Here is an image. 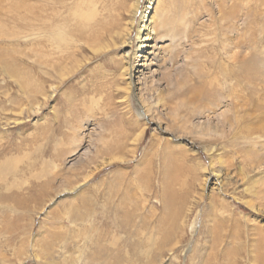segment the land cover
<instances>
[{
  "label": "rangeland",
  "instance_id": "374dc122",
  "mask_svg": "<svg viewBox=\"0 0 264 264\" xmlns=\"http://www.w3.org/2000/svg\"><path fill=\"white\" fill-rule=\"evenodd\" d=\"M234 1L166 0L175 23L160 50L163 80L156 82L155 88L163 91L168 111L160 115L171 130L165 133L160 121L157 126L148 123L136 155L128 156L130 161L96 172L93 170L101 158L114 155L126 140L124 133L130 126L123 105L100 109L93 96L81 89L83 84L90 87L91 75L102 59L89 54L92 61L75 69L63 83L51 71L49 76L42 74L43 85L49 87L54 82L57 88L53 99H40L39 110L32 108L23 89L0 64V264H138L139 251L150 233L143 225L144 216L151 217L149 220L155 221L152 226L160 231L155 248L159 252L150 256L153 264H159L160 259L161 264H264V239L254 233V227L264 223V212L245 204L243 200L249 196L241 197L249 190L264 193V167L252 171L242 164L248 153H259L252 127L264 123V0ZM146 2L140 0V6ZM32 5L33 0H0V53L24 73L23 82L32 81ZM135 39L134 33L136 43ZM224 43L237 45L236 58L223 49ZM132 53L136 61V47ZM182 99L185 105L179 114H170ZM209 102L221 103L220 110L227 113L236 110L240 124L250 125L239 124L231 131L225 128L217 142L226 145L214 160L217 163L221 157L232 162L241 199L225 198L233 210L227 214L219 207H209L208 200L200 201L192 230L188 223L183 228L171 209L165 211L162 187L176 207L179 201L187 204L182 199L189 194L185 179L190 187L203 192L201 183L211 160L203 150L180 160L181 150L188 149V144L193 151L190 140L196 138L187 133L182 134L183 139L177 135L188 131L182 120H195L194 110ZM233 103L237 104L234 108ZM133 112L136 116V110ZM153 134H171L170 144L151 143ZM244 169L250 171L246 176L241 173ZM88 174L91 177L85 179ZM261 203L263 206L264 201ZM208 216L212 221L206 225ZM175 242L179 247L173 253L169 247Z\"/></svg>",
  "mask_w": 264,
  "mask_h": 264
},
{
  "label": "bare ground",
  "instance_id": "6f19581e",
  "mask_svg": "<svg viewBox=\"0 0 264 264\" xmlns=\"http://www.w3.org/2000/svg\"><path fill=\"white\" fill-rule=\"evenodd\" d=\"M165 2L166 0H147L145 6L142 8L140 6V0H133L130 4H123L122 0H33L29 17L30 26L35 30V32H33L34 34L31 33L33 37L30 48L33 63L30 69L32 81L23 82L22 75L24 73L22 74V71L17 69V67L12 64V61L6 59L7 56L0 53V64H2L4 73L14 79L23 89L24 94H26L31 101L30 104L32 108L34 107L37 110L41 108H38L40 99L43 97L48 100L53 99L54 92L57 88L54 82H50L49 87L43 85L42 80L40 81V76L42 74L49 76V71H51V75L56 74L55 78L63 83L75 69L84 67L87 63L92 61L89 58V54L92 55V58H97V60H99V58L102 59L97 67L94 68V72L91 75L93 79L90 87L83 84L81 89L93 96L92 99L95 106H98L100 109L105 110L106 108L112 107L115 103L123 105V108L126 109L124 114L130 126L128 128V133H124L126 140L122 141L123 144L120 143L118 148L116 147L117 151H114L115 154L102 157L101 162L95 165L93 172L99 171L107 165L116 162L125 163L130 161L128 156L132 153L133 156L136 155L137 149L146 136L148 123L151 122L157 126V121H160L164 123V128L163 126L161 127L165 130V133L171 130L169 124L166 123L160 115L161 112L168 111L166 99L164 100L163 98V91H159V89L155 88L156 82H161L163 80L161 73H159L160 65L158 59L160 50L164 48L166 38L172 34L174 30L173 23H175V19L171 16L172 14L169 13L171 10L169 9L170 11L168 12ZM235 5L236 4L233 3V7ZM138 16L139 18L137 19ZM230 28V26L227 27L228 30ZM3 32L4 31H2V33ZM134 33L136 35V43L133 40ZM8 36L10 35L8 34ZM43 38H45L46 41L44 40L45 42L41 44L39 39ZM227 45L228 44L224 43L223 49L230 54V57L236 58L238 52L234 50V48L237 45H231V47ZM134 47H136V56L134 57L136 61L132 60V50ZM112 67H114V69H112ZM219 98L226 99L225 97L223 98L222 95ZM184 105L185 103L182 99V101H179L172 109L170 114H179L180 108ZM233 105V108L237 106L235 103H233ZM221 107H223L221 103L211 104L210 102L198 106L194 110L195 120H191L190 117H185L184 120H182L184 121L182 123L184 128L188 129V131L182 130L177 135L178 138L183 139L185 137L182 134L187 133L194 135L191 139H197L193 141L190 140L193 151H189V144L188 149L181 150L183 153L180 160L191 159L189 157H194L199 150H203L211 160L209 165L210 170L208 169L207 175L203 176L204 184L201 183L203 186L202 193L196 188L193 189L190 187L187 179L184 180V188L185 190L187 189L186 192L189 194L187 199L184 197L182 199H184V203L187 204H183L179 201V205L177 204L176 207L171 201V196H169L166 187H164V185L162 187V206L165 211L171 209L173 216L178 215L180 217L183 228L186 227L187 223L191 225L190 228H192V230L195 228L197 217L199 216L197 215V207H199L200 201L203 202L204 200H208L209 207H215V209L219 207L221 213L227 214L233 210L231 203L227 202L225 198L229 196L236 200L241 199L237 196L240 183H238V180L235 178L232 162H228L221 157L217 158V163L214 160L216 155L220 156V150L226 145L217 142L218 137H223L225 128L231 131L233 128H238L240 125H244L245 127H250V125L240 124L241 120L236 110L232 113H227L226 110H220ZM134 110H136V116L134 115ZM145 119H147V121H145ZM252 128L256 133L254 140L255 146L259 149V153L256 152V156L248 153L246 159L242 161V164L251 168L252 171H257L264 167V123L253 125ZM153 135L154 139H151V143L160 140L161 143L166 145L170 144L168 137L170 138L171 134H168V137L164 135L163 137L156 136V134ZM256 140H260L261 142L257 143ZM147 150L148 149L144 151L147 152ZM164 159L165 162L169 161L167 158ZM241 173L246 176L250 171L244 169V172L241 171ZM88 177H91V174L86 175L85 179ZM251 186H254V184L252 183ZM206 188L208 189V192L206 191L207 197H205ZM73 189L75 188L69 190ZM240 193L241 191H239L238 194ZM245 196L250 197H248L249 199L243 200L245 204L251 209L264 212V205H261V201H264V193L249 190L247 194L241 193V197ZM143 199L147 200L145 196ZM130 201H132V199H130ZM137 202L139 203L140 200L138 199ZM193 213H196L195 216H192ZM149 219H151V217H142L143 225L150 233L147 235L148 238L146 236V239H148L147 242L145 241L146 246H142L141 251H139L142 255L137 261L138 264H153L154 261H152L150 256L153 255V252H159L155 248L157 247L156 240L159 237L158 232L160 231H156L158 226H152L155 225V221L153 222ZM137 220L139 219L137 218ZM158 221L159 223L162 222L160 219ZM211 221L212 217L208 216L204 224H210ZM263 225L264 223L258 227H254L255 235H261V238L259 237L260 240L262 238L264 239V233L262 232V229H264ZM141 240L142 239H140V244L142 245L143 243H141ZM178 247L179 243L175 242L169 247V251L173 252L175 248L177 250ZM161 263L162 261L160 259L159 264Z\"/></svg>",
  "mask_w": 264,
  "mask_h": 264
}]
</instances>
